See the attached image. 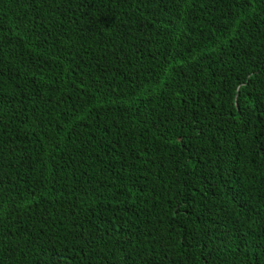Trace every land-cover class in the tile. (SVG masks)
<instances>
[{
  "label": "trees",
  "instance_id": "16d2710c",
  "mask_svg": "<svg viewBox=\"0 0 264 264\" xmlns=\"http://www.w3.org/2000/svg\"><path fill=\"white\" fill-rule=\"evenodd\" d=\"M0 264H264V0H0Z\"/></svg>",
  "mask_w": 264,
  "mask_h": 264
}]
</instances>
